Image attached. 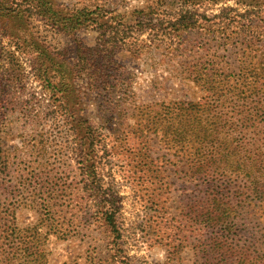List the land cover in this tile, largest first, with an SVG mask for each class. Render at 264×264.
Segmentation results:
<instances>
[{
    "label": "trees",
    "instance_id": "1",
    "mask_svg": "<svg viewBox=\"0 0 264 264\" xmlns=\"http://www.w3.org/2000/svg\"><path fill=\"white\" fill-rule=\"evenodd\" d=\"M228 1L235 4H226ZM209 6L219 7L216 13H208ZM114 12L106 5L71 7L59 0H0V21L5 34L16 39L14 45L20 47L21 42L25 50L27 44L21 41L18 26L25 28L30 18L36 16L50 29L68 35L96 27L100 30L99 41L89 50L103 55L120 43L129 52L136 50V54L159 50L163 40L126 43L119 34L132 29L151 39H181L182 35L194 32L204 35L188 45L178 42L174 50L179 55L209 51L214 41L241 54L239 66L233 70L219 69L212 58L180 63L185 66L183 78L191 81L201 94L198 98L161 101L144 109V121H139L141 164L145 169L160 166V159L151 153V133L160 135L175 155L186 160L198 183L191 187L185 214L207 235L202 243L207 264H264V0H145L132 14L134 24L125 23L123 18L117 21ZM109 13H113L117 23L106 18ZM35 46L41 50L38 56L46 59L38 71H42L51 96L61 101L63 120L70 125L79 147L83 185L78 187L77 194L85 195L87 202L84 207L81 203L75 206L82 211L80 219L107 228L111 264H129L120 242L119 197L112 187L105 186L95 165L101 140L81 113L83 108L78 106L74 85L77 73L96 84L101 76L95 69L99 68L98 63L79 46L75 70L36 42ZM13 69L17 77V68ZM11 168L8 151L0 147V264H49V238H71L68 227L72 224L66 223L67 211L63 210L64 205L75 202L74 187L51 183L53 177L39 167L32 166L30 171L22 170L17 175ZM164 190L155 195V202L162 200ZM25 209L37 213L38 226L18 224V215ZM250 218L258 226L263 225L261 233L243 240ZM182 250L181 243L176 245L168 253L167 264L181 259ZM70 264H78V259Z\"/></svg>",
    "mask_w": 264,
    "mask_h": 264
},
{
    "label": "rangeland",
    "instance_id": "2",
    "mask_svg": "<svg viewBox=\"0 0 264 264\" xmlns=\"http://www.w3.org/2000/svg\"><path fill=\"white\" fill-rule=\"evenodd\" d=\"M59 1L71 7L106 5L118 15L117 21L123 18L128 24L136 23L134 10L145 3V0ZM226 4L235 3L228 1ZM219 6H209L208 13H216ZM112 14L106 18L117 23ZM18 27L21 41L27 44L26 50L21 42H18L20 47L14 45L16 39L5 34L0 21V147L8 151L15 175L22 170L28 172L35 166L53 177L51 183L63 188L74 187L72 196L75 202L64 205L63 210L64 213L67 211L66 223L72 224L68 227L71 238H49V264H70L76 259L78 264H111L112 251L108 245L107 228L80 219V206L75 207L78 203L82 207L87 203L85 195L77 194L78 187L83 185L79 147L69 130L70 125L63 120L61 101L51 96L42 71H38L46 59L38 56L41 50L36 48L35 42L75 70L79 46L98 63L99 68L95 69L101 76L96 84H92L86 75L77 73L74 85L78 106L83 108L81 113L101 140L95 165L105 186L112 187L119 197L120 242L128 263L167 264L168 253L181 243V259L174 260L175 264H207L202 252L207 235L185 214L191 199V187L198 181L192 177L186 160L175 155V150L167 146L160 135L153 133L149 134L151 153L160 159V166L159 169L142 166L139 121H144L142 114L150 105L200 96V90L183 78L181 73L185 66L180 63L200 57L212 58L219 64V69L233 70L239 66L241 54L214 41L209 51L179 55L174 50L178 42L181 46L188 45L203 39L204 35L194 32L182 35L181 39L175 36H154L151 39L148 34L138 35L132 29L127 34H119L125 37L126 43L137 44L145 39L150 44L163 40L159 50L136 54V50L129 52L120 43L103 55L100 51L89 50L99 41L100 30L96 27L68 35L50 29L36 16L30 18L25 28ZM109 40L113 42V39ZM13 67L17 68V77ZM34 144L39 146L33 147ZM102 145L110 150L109 153L104 152ZM162 189H166L162 192L164 197L157 203L154 197ZM18 224L32 228L39 225V217L35 211L25 209L18 215ZM246 226L243 240L253 233L259 237L263 225L258 226L250 218ZM41 232H45V227Z\"/></svg>",
    "mask_w": 264,
    "mask_h": 264
}]
</instances>
